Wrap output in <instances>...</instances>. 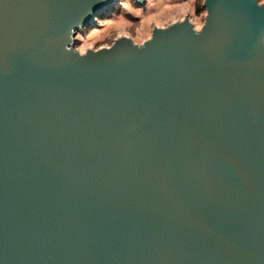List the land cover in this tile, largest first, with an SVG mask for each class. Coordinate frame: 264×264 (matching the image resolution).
<instances>
[{
    "label": "water",
    "instance_id": "1",
    "mask_svg": "<svg viewBox=\"0 0 264 264\" xmlns=\"http://www.w3.org/2000/svg\"><path fill=\"white\" fill-rule=\"evenodd\" d=\"M118 1L0 0V264H264V3L76 48Z\"/></svg>",
    "mask_w": 264,
    "mask_h": 264
},
{
    "label": "rangeland",
    "instance_id": "2",
    "mask_svg": "<svg viewBox=\"0 0 264 264\" xmlns=\"http://www.w3.org/2000/svg\"><path fill=\"white\" fill-rule=\"evenodd\" d=\"M258 1L264 3V0ZM206 15L204 0H146L144 4L119 0L116 7L96 19L95 25L77 34L75 46L86 52L87 48L111 46L123 36L140 45L150 39L155 27L164 28L188 17L194 21L196 28H200Z\"/></svg>",
    "mask_w": 264,
    "mask_h": 264
},
{
    "label": "trees",
    "instance_id": "3",
    "mask_svg": "<svg viewBox=\"0 0 264 264\" xmlns=\"http://www.w3.org/2000/svg\"><path fill=\"white\" fill-rule=\"evenodd\" d=\"M199 9H201V8L199 7Z\"/></svg>",
    "mask_w": 264,
    "mask_h": 264
}]
</instances>
